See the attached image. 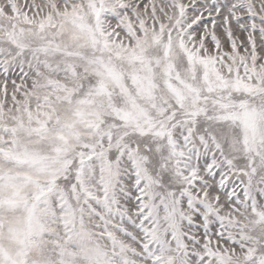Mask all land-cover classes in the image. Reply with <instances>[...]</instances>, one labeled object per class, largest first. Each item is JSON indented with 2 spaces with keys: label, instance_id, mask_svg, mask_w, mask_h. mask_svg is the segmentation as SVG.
I'll use <instances>...</instances> for the list:
<instances>
[{
  "label": "snow or ice",
  "instance_id": "snow-or-ice-1",
  "mask_svg": "<svg viewBox=\"0 0 264 264\" xmlns=\"http://www.w3.org/2000/svg\"><path fill=\"white\" fill-rule=\"evenodd\" d=\"M0 264H264V0H0Z\"/></svg>",
  "mask_w": 264,
  "mask_h": 264
}]
</instances>
